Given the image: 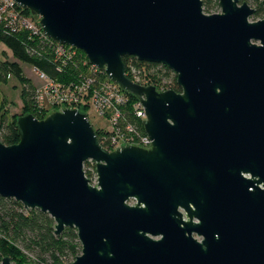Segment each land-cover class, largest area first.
<instances>
[{
	"label": "water",
	"instance_id": "95a60500",
	"mask_svg": "<svg viewBox=\"0 0 264 264\" xmlns=\"http://www.w3.org/2000/svg\"><path fill=\"white\" fill-rule=\"evenodd\" d=\"M14 1L138 98L151 142L109 151L77 108L20 115L18 142L0 141V196L49 214L56 235L74 228L69 264H264V17L240 0L215 13L202 0ZM125 56L164 65L181 91L134 82Z\"/></svg>",
	"mask_w": 264,
	"mask_h": 264
},
{
	"label": "trees",
	"instance_id": "16d2710c",
	"mask_svg": "<svg viewBox=\"0 0 264 264\" xmlns=\"http://www.w3.org/2000/svg\"><path fill=\"white\" fill-rule=\"evenodd\" d=\"M219 0H202V7L205 13H214L219 8ZM246 1L255 11L252 20L264 17V7L262 0H240ZM214 8H216L214 10ZM25 15H31L28 9H22ZM36 17V16H33ZM0 42L4 43L11 51L13 59H0V82H2L9 73H12L20 79L21 82V98L22 110L24 114L31 113L38 119L46 116L39 111L35 99V85L31 79L25 76L21 67V63L34 66L41 70L49 77L60 82H68L76 79L81 71H85V67L81 64L78 67L74 65H65L61 63L60 57H57L53 51L54 44L49 40L34 34L26 28L12 29L6 26L5 21H0ZM80 57L86 58V55L76 49ZM124 65L127 68L128 63L133 62L142 64L132 56L123 57ZM147 68H154L153 79L161 81L166 79L170 81L169 89L177 92L180 87L176 83V75L172 70L157 63H145ZM63 67L58 71V67ZM128 73V72H127ZM129 77L130 75L127 74ZM126 92V91H125ZM128 95V104L124 111V117L143 131L141 120H138L133 113L132 105L138 101V98L126 92ZM80 112H85L86 108H79ZM17 117L8 118L6 114L0 116V141L6 145L15 144L19 137L17 134ZM97 137L103 147L105 145L101 141L103 129L94 128ZM94 166H92V170ZM85 175L92 176L89 163L84 164ZM30 252L39 262L45 263L47 260L50 264H69L77 255L81 253V244L77 238V232L74 228H65L60 234L54 232V220L47 214L38 209H26L22 203L13 198H5L0 196V264L4 256H9L12 263H24L28 260L25 252Z\"/></svg>",
	"mask_w": 264,
	"mask_h": 264
},
{
	"label": "built area",
	"instance_id": "2783aa9c",
	"mask_svg": "<svg viewBox=\"0 0 264 264\" xmlns=\"http://www.w3.org/2000/svg\"><path fill=\"white\" fill-rule=\"evenodd\" d=\"M22 9L14 0H0V21H5L6 26H10L12 29L26 28L34 34H39L41 38L49 40L51 44H54L53 51L57 57H60L63 66L72 64L78 67L81 64L85 67V71L79 72L76 79L60 82L36 67L30 66L39 80V84H34V99L38 110L43 111L47 106L58 105L63 109L86 108L85 113L88 116L92 109L95 114L108 121V125L102 127L104 133L101 135V141L106 149L112 151L125 144L148 147L151 139H148L144 128L143 131L140 130L138 125L127 121L123 115L128 104L126 92L110 80L104 70L91 64L87 57L85 59L80 57L77 48L54 41L46 36L39 21L33 20V15L22 13ZM145 63L148 62L142 61L141 65L133 62L128 63L126 75L129 74L130 77L127 76L131 80L141 85H154L159 90L169 89L170 81L166 79L154 80L152 73L155 69L147 68ZM62 68L59 66L57 69L60 71ZM132 108L134 116L142 123L146 119V114L141 102L136 101ZM94 175L93 181L96 185V173ZM91 181L92 179H90V183Z\"/></svg>",
	"mask_w": 264,
	"mask_h": 264
},
{
	"label": "rangeland",
	"instance_id": "374dc122",
	"mask_svg": "<svg viewBox=\"0 0 264 264\" xmlns=\"http://www.w3.org/2000/svg\"><path fill=\"white\" fill-rule=\"evenodd\" d=\"M216 8H214L215 10ZM220 7L218 10L216 9L215 12H219ZM35 21H39V17L36 16L33 18ZM252 20V18H251ZM7 57L8 59H13L11 51L7 48V46L0 42V59H4ZM21 67L24 71V74L26 77L31 79L32 83L39 84V80L36 76V74L32 71L31 67L28 64L21 63ZM170 81L172 80V76L169 77ZM63 109L62 106H47L42 113L49 115L52 112L59 111ZM85 113V112H84ZM2 114H6L8 118L18 117L20 115H24V112L22 110V98H21V82L18 77L13 75L12 73H9L8 76L0 82V116ZM88 119L90 123L93 125L94 128H98L102 130V127L108 125V121L104 118H101L97 114H95L92 109L88 113ZM86 163V162H85ZM84 163V164H85ZM90 171L92 172V176H88L90 179H92L91 184L95 185V182L93 181L94 178V170H92V166L95 167L93 161H88ZM84 169V168H83ZM134 200L130 199L129 203L134 204ZM25 252V251H24ZM28 255V260H26L24 263H14V264H26L29 262H33L36 264H50V261L47 260L45 263H40L39 260L30 252H25Z\"/></svg>",
	"mask_w": 264,
	"mask_h": 264
},
{
	"label": "flooded vegetation",
	"instance_id": "af4514ba",
	"mask_svg": "<svg viewBox=\"0 0 264 264\" xmlns=\"http://www.w3.org/2000/svg\"><path fill=\"white\" fill-rule=\"evenodd\" d=\"M180 91H181V89H180Z\"/></svg>",
	"mask_w": 264,
	"mask_h": 264
}]
</instances>
